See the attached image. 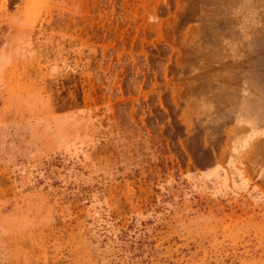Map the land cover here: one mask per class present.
Instances as JSON below:
<instances>
[{
    "label": "rangeland",
    "instance_id": "rangeland-1",
    "mask_svg": "<svg viewBox=\"0 0 264 264\" xmlns=\"http://www.w3.org/2000/svg\"><path fill=\"white\" fill-rule=\"evenodd\" d=\"M0 264H264V0H0Z\"/></svg>",
    "mask_w": 264,
    "mask_h": 264
}]
</instances>
